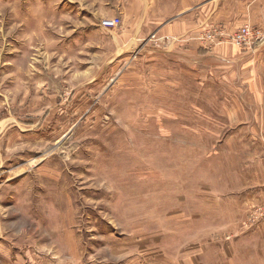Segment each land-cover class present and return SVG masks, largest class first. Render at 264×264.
I'll use <instances>...</instances> for the list:
<instances>
[{"label":"rangeland","instance_id":"374dc122","mask_svg":"<svg viewBox=\"0 0 264 264\" xmlns=\"http://www.w3.org/2000/svg\"><path fill=\"white\" fill-rule=\"evenodd\" d=\"M180 1L0 0V264H264V23Z\"/></svg>","mask_w":264,"mask_h":264},{"label":"crops","instance_id":"0c3cea01","mask_svg":"<svg viewBox=\"0 0 264 264\" xmlns=\"http://www.w3.org/2000/svg\"><path fill=\"white\" fill-rule=\"evenodd\" d=\"M126 1L127 4L123 2L122 5L126 8L131 7L130 0ZM184 1H186L185 5ZM135 2L139 8L141 7V11L138 13L140 16L139 19L137 15L138 22L136 30L139 32H144V28L140 24L147 15H164L162 14L163 11L159 9L160 0H135ZM213 5L216 7L215 10H213L214 8L212 9ZM195 7H199V12L193 11ZM171 8L169 11V19L163 22L161 17L157 19L158 21L156 23L159 25L157 32L162 35H176L178 32H181L187 34L189 36L188 38L195 41H197V36L200 32L198 28L199 22L201 21L197 16H200L202 13H205L203 16L205 19L209 18L208 20L213 19V21H218V19H222L228 29H233L240 22L251 24L264 23V0H200L199 4L197 2L193 3L192 0H182L179 5H174ZM196 19L197 21H195ZM248 53L237 56V53H231L229 48L222 46L216 52H213L212 56L216 60L234 65L245 60L247 55L251 62L255 60L264 62L263 44H260L252 52Z\"/></svg>","mask_w":264,"mask_h":264},{"label":"built area","instance_id":"2783aa9c","mask_svg":"<svg viewBox=\"0 0 264 264\" xmlns=\"http://www.w3.org/2000/svg\"><path fill=\"white\" fill-rule=\"evenodd\" d=\"M248 28H249V27L246 26V29H247L246 31H247V32H249V29H248ZM241 37H244V36H241ZM263 37H264V34H263Z\"/></svg>","mask_w":264,"mask_h":264}]
</instances>
